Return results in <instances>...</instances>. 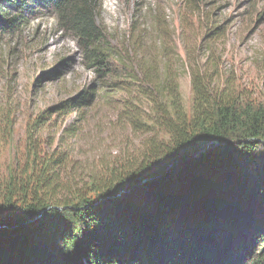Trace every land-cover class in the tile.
Masks as SVG:
<instances>
[{"label":"trees","instance_id":"obj_1","mask_svg":"<svg viewBox=\"0 0 264 264\" xmlns=\"http://www.w3.org/2000/svg\"><path fill=\"white\" fill-rule=\"evenodd\" d=\"M100 8L101 0H0V39L52 17L93 73L52 109L82 110L135 88L125 118L136 126L137 99H146L163 136L148 139L137 166L63 199L54 160L39 152L0 174V264H264V108L212 92L192 68L188 116L171 65L133 50L134 74L133 58L97 22ZM135 31L131 24L126 42Z\"/></svg>","mask_w":264,"mask_h":264},{"label":"rangeland","instance_id":"obj_2","mask_svg":"<svg viewBox=\"0 0 264 264\" xmlns=\"http://www.w3.org/2000/svg\"><path fill=\"white\" fill-rule=\"evenodd\" d=\"M96 19L111 43L133 58L128 67L134 74L140 57L133 50L148 63L171 65L188 116L192 68L212 92L264 108V0H101ZM131 24L136 31L126 42ZM92 78L75 38L59 31L50 16L0 39V174L39 152L54 160L56 197L63 199L142 161L148 139L163 135L146 99H137L136 126L125 118L135 88L97 98L82 110L52 109Z\"/></svg>","mask_w":264,"mask_h":264}]
</instances>
